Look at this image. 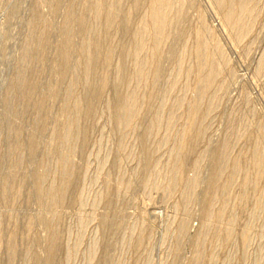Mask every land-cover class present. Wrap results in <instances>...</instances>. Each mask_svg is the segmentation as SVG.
Here are the masks:
<instances>
[{
	"label": "rangeland",
	"instance_id": "obj_1",
	"mask_svg": "<svg viewBox=\"0 0 264 264\" xmlns=\"http://www.w3.org/2000/svg\"><path fill=\"white\" fill-rule=\"evenodd\" d=\"M70 1L75 2L76 14H87L91 0H0V264H264V69L260 68L264 0L256 1L250 30L238 43H232L223 32L210 0H184L185 4L172 0L171 27L162 42L165 44L160 45L157 65L150 66V58L146 59L151 55L148 41L146 54L140 53L149 62L140 81L131 75L134 37L151 0H119V4L114 0L117 16L109 28L88 11L86 22L93 23L96 35L75 29L69 46L71 66L61 78L56 68ZM103 1L109 4L112 0ZM202 21L208 29L213 26L211 33L203 32L209 47L213 49L211 40L218 37L229 61L220 65L213 89L205 96H200L195 80V35ZM44 23L49 32L38 42ZM89 38L98 55L97 74L90 83L95 84L101 74L107 82L93 101L92 113L86 114L82 101L80 135L76 134L75 150L70 154L71 190H66L61 204H51L36 189L34 177L37 172L45 174L49 181H44V188L60 179L53 136L67 120L63 112L67 97L85 96L87 83L79 73V80H71L81 60L80 43ZM27 47L30 58L25 56ZM108 48L111 52L105 67ZM21 71L34 81L24 98L13 90ZM256 73H260L257 78ZM54 89L58 91L55 94L51 92ZM131 89L138 95V107L130 126L120 120L118 111L120 97ZM210 102L214 103L207 105ZM193 103L209 112L188 121ZM189 128H193L188 138L192 144H187L183 167L177 173L173 165L182 156L178 144L182 131ZM194 129L200 132L195 135ZM254 153L260 157L257 164L251 162ZM217 155L224 157L218 164L225 172L221 170L215 183L212 162ZM227 165L238 170L229 171ZM189 178L196 181L192 189ZM223 184L226 191L217 190L219 203H212V211L221 209L222 215L206 223L204 211L214 192L211 185L217 188ZM49 236L58 239L50 250Z\"/></svg>",
	"mask_w": 264,
	"mask_h": 264
},
{
	"label": "bare ground",
	"instance_id": "obj_2",
	"mask_svg": "<svg viewBox=\"0 0 264 264\" xmlns=\"http://www.w3.org/2000/svg\"><path fill=\"white\" fill-rule=\"evenodd\" d=\"M116 2H118L119 0H115ZM137 1V0H136ZM135 1V2H136ZM179 2H180V0H178ZM184 1V0H183ZM190 1V0H189ZM188 0H186V3L187 2H189ZM192 1V0H191ZM190 1V2H191ZM211 2H213V3H211V5L212 4H214L215 5V7H216V10H215V12H217V15H218V19L217 20H219L220 21V24H221V28L224 30L223 32H225L226 33V35H227V37L232 41V43L234 42H236V41H238L239 39H241V37L243 36V35H245L246 33H248V30H250L249 28H250V24L252 23V20H253V6L255 7V4H256V1L257 0H210ZM209 0H207V3L208 2H210ZM120 2V1H119ZM119 2H118V4H119ZM109 3V2H108ZM137 3V2H136ZM38 4H40V3H38ZM114 0H112L111 1V3H109V4H106L103 0H91L90 1V8H89V13H90V15L89 16H92L93 17V19L94 20H96V19H101L102 20V22H103V26L105 27V28H109L110 26H112L113 24H114V22H115V20H116V16H117V8L114 6ZM179 4V3H178ZM182 4V3H181ZM180 4V5H181ZM184 4H185V1H184ZM117 5V4H116ZM172 5H173V1L172 0H151V2H150V5H149V8H148V12H147V14L145 15L146 17L145 18H143L142 20L140 19V21L141 22H139V25L137 26V28H136V31H135V36H136V39H135V37H134V41H136L137 40V42L135 43V46H134V55H135V65H134V69H133V72H132V76H134V77H137L138 78V80L139 79H142V77H143V75H144V69H146V68H144V66L145 65H147L148 63H147V61H148V58H150V63H152V65H150V66H153V63L155 64L156 62H157V54H158V51H159V48H160V45L161 44H163L162 42H163V40L165 39V37L167 36V31H168V27H169V25H170V23H171V20H172V14H171V9H172ZM211 5H209L208 4V6H211ZM119 6V5H118ZM182 6V5H181ZM179 7V6H178ZM190 8V7H189ZM181 9V8H180ZM179 9V10H180ZM188 10V9H187ZM209 10V9H208ZM66 14H65V17H64V23H63V32H62V35H63V38H62V40H60V41H62L61 42V44H60V48H59V53H58V67L56 68L57 70H58V73H59V75H60V77L61 78H63L66 74H67V72H69V69H70V66H71V56H70V51H69V46H71V42H72V40H73V35H74V33H75V29H77L78 31H88L89 33L91 32L93 35L96 33V29H94L93 28V26H91L90 24L92 23H89V24H87V22H86V19H87V17H88V11H87V14L85 15H82V14H76V12H75V2L74 1H70L69 3H68V5H67V9H66ZM180 12H181V10H180ZM184 12V11H183ZM203 12H204V10H203ZM182 13V12H181ZM180 13V14H181ZM183 14V13H182ZM85 16H86V18H85ZM183 16V15H182ZM204 16H206L205 14H204ZM202 17V16H201ZM217 17V16H216ZM184 18V17H183ZM204 19H205V17H203ZM199 19V18H198ZM47 20V19H46ZM91 20V19H90ZM174 20V19H173ZM202 20V19H201ZM206 20V19H205ZM205 20H203V21H205ZM49 21V20H48ZM200 22L201 23V27H199L200 29H198L197 30V32H196V40H195V43H196V45H195V48H194V53H195V58L197 59V62H195V64H196V69L195 70H197V78H195V80H197L196 81V83L198 84V87H199V89H197L200 93V96H201V94L203 95V96H205L204 95V93H206V91H208V89L209 88H212V86H213V84H212V82H213V80L214 79H216V78H218L217 76H219L218 75V73H219V71H220V65L223 67L224 66V64L226 65V63H229V61L227 60V57H226V54L228 55V53H226L225 54V49L223 50L222 49V46L220 45V40H216L214 37V39H212L211 41H212V47H213V49H211L210 47H209V45L211 44L208 40H205V34L203 35V32L204 31H210V33L212 32L211 31V28H213V26H212V24H211V28H207L206 27V25H205V23L204 22ZM217 23H219V22H217ZM45 24V23H44ZM48 24V23H47ZM93 24V23H92ZM118 24V23H117ZM116 24V25H117ZM210 25V24H209ZM44 27H46V24H45V26H42V28H44ZM170 27H171V25H170ZM169 27V28H170ZM220 27V26H219ZM49 28V27H48ZM48 28H47V30L44 28V29H41V31H40V33L37 35V40H38V42H40L41 41V39L43 38V36H45V35H47L48 33H47V31H48ZM220 28V29H221ZM213 31H215L214 29H213ZM49 32V31H48ZM87 32V33H88ZM222 32V33H223ZM206 33V32H205ZM217 33H219V32H217ZM207 34H209V32L207 33ZM92 35V36H93ZM96 35V34H95ZM99 36V35H98ZM210 36V35H209ZM222 36V35H221ZM91 37V36H90ZM137 37H138V39H137ZM97 39V38H96ZM206 39H208V35L206 36ZM219 39H222V38H219ZM92 39L91 38H89L88 40H83L81 43H80V46H79V50H80V57H81V60H80V62H77V64H79V65H77L78 67H76L75 66V68L76 69H74L75 70V74H74V76L72 77V82L74 83V81H77V80H79V76H80V78H82V80H84L85 81V84L87 85L86 86V93H85V96L83 97V98H80V96L79 97H74V98H70V96H68L67 97V99H66V101H65V104H64V106H63V112L65 113V115H66V117H67V120H66V122L64 123V126L63 127H61V129H59V130H57L56 131V133H55V136H53L54 137V144H55V146H57V147H55V148H58L57 150L55 149V154H53V155H56V157H57V159H58V162H59V165H60V179L56 182V183H51V182H49V184H47L46 183V186H45V188L43 187V184H44V181H47V180H45V174L43 173V172H37L36 174H35V177H34V180H35V185H36V189L38 190V192H42V193H44L45 194V196L48 198V200H49V203H51V204H55V203H58V202H60V204H61V201L63 200V198L65 199V195L66 194H68V192L66 191V190H71V189H68V188H70V187H68V185H69V183L71 182V170L73 169V167L71 168L70 167V160H71V158H70V154H71V152L73 151V150H75V149H73L72 148V145H73V142H74V138H75V136H76V134L77 133H79L80 132V128H79V122H78V116H79V113H80V115H81V108H82V105H83V103H82V101H84V105H85V112H86V114H90V113H92L93 111H92V109H93V101L95 100V99H97V98H99V96H100V94H101V91H102V89L104 88V86L106 85V82H107V78H106V75L105 74H101L100 76H98V77H96L97 79H98V81L95 83V82H93V83H95V84H91L90 82L91 81H95L94 79L92 80L91 78L95 75V74H97L96 73V61H97V54H96V52L95 51H93L92 50V47H93V42L91 41ZM147 41H148V43L150 42V44H148L147 43ZM166 41V40H165ZM206 41H208V43L206 42ZM230 42V41H229ZM239 42V41H238ZM238 42H236V43H238ZM146 43H147V46L148 47H150L151 46V57L149 56V53H148V56H147V61H146V59L145 60H143L141 57H140V53H142L143 54V52L142 51H144L145 50V47H146ZM210 43V44H209ZM222 43H223V41H222ZM231 43V44H232ZM165 44V43H164ZM163 44V45H164ZM150 45V46H149ZM162 45V46H163ZM223 45H225V44H223ZM233 45V44H232ZM161 46V47H162ZM235 46V45H234ZM100 47V46H99ZM98 47V48H99ZM225 47H227L226 45H225ZM91 48V49H90ZM26 49V48H25ZM95 49V48H94ZM92 50V51H91ZM161 50V49H160ZM213 50V51H212ZM26 51V52H25ZM30 48H28L27 47V49L26 50H24V52H25V56H28L29 58L31 57V56H29L30 55ZM97 51V50H96ZM110 52H111V48H108L107 49V53H106V55H105V57L103 58L104 59V61H103V64H104V66L106 67L107 65H108V63H109V55H110ZM145 52V54H146V52H147V50L146 51H144ZM149 52V51H148ZM98 53V52H97ZM100 53V52H99ZM132 53V52H131ZM160 53V52H159ZM32 54V53H31ZM141 54V55H142ZM134 55L132 56L133 58H134ZM24 55H23V57H25ZM145 56V55H144ZM160 56H161V53H160ZM27 57V59H29ZM146 57V56H145ZM144 57V58H145ZM77 58V57H76ZM160 58V57H159ZM26 59V58H25ZM228 59H229V56H228ZM23 60H24V58H23ZM147 63V64H146ZM107 64V65H106ZM223 64V65H222ZM155 65H157V64H155ZM263 66H264V58H263V60L261 61V63H260V68H262L261 70H263L264 68H263ZM104 67V68H105ZM155 67V66H154ZM79 68V71H77V69ZM227 68V67H226ZM259 68V67H258ZM183 70V69H182ZM181 70V72L183 73V71ZM223 70V69H222ZM185 71H186V69H185ZM190 71V70H189ZM188 71V72H189ZM258 71H260V70H257V73H258ZM22 72V71H21ZM77 73H79L78 75H77ZM186 73H187V71H186ZM221 73V72H220ZM257 73L255 74V76H256V78H257V76L260 74H258L257 75ZM178 74V73H177ZM188 74V73H187ZM194 74V75H195ZM223 74V73H222ZM230 74V73H229ZM99 75V74H98ZM196 75H195V77H196ZM221 75V74H220ZM254 76V77H255ZM95 77V76H94ZM216 77V78H215ZM136 78V79H137ZM96 79V80H97ZM135 79V78H134ZM133 79V80H134ZM132 80V79H131ZM219 80V79H218ZM128 81H129V79H128ZM128 81H126V82H128ZM140 81V80H139ZM135 82V81H134ZM144 82V81H143ZM176 82V81H175ZM174 82V83H175ZM90 83V84H89ZM129 83H130V81H129ZM128 83V84H129ZM131 83H133V81L131 82ZM195 83V84H196ZM256 83V82H255ZM127 84V83H126ZM140 84V83H139ZM212 84V85H211ZM84 85V84H83ZM130 86H132L131 84H129ZM135 85V84H134ZM14 86H16L17 88L15 89V88H13V90H15V92H16V90H18V95L20 96V97H25L26 96V94L32 89V87H34V81H33V79L32 78H27V76L24 74L23 75V72L22 73H20L19 75H17V78H16V80H15V82H14ZM137 86V85H136ZM170 86H171V84H170ZM174 86V85H173ZM127 87V86H126ZM133 87V86H132ZM139 87V86H138ZM197 87V88H198ZM220 87V86H219ZM134 88V87H133ZM137 88V87H136ZM174 88V87H173ZM172 88V89H173ZM195 88V87H194ZM221 88V87H220ZM129 89V88H128ZM135 89V88H134ZM213 89V88H212ZM12 90V91H13ZM211 90V89H210ZM11 91V90H10ZM135 91H137L136 89H135ZM51 92H53V94H55L56 92H58L56 89H54V91H51ZM212 92V91H211ZM219 92V91H218ZM136 92H134L132 89H131V92L130 93H128L127 95H125V96H122V98L120 97V107H119V117H120V120H124V121H122L123 123L124 122H128L127 124L128 125H130L129 124V122H131L130 120H132V117L134 116V114L136 113L135 112V110H136V108L138 107H136V105H138L137 104V94H135ZM138 93V92H137ZM214 93V92H213ZM16 94V93H15ZM216 94V93H215ZM214 94V95H215ZM45 95V94H44ZM137 95V96H136ZM72 97H73V95H72ZM152 97V96H151ZM216 98V97H215ZM214 98V99H215ZM16 99H17V97H16ZM176 99V98H175ZM178 99V98H177ZM212 99V98H211ZM44 100V99H43ZM64 100V99H63ZM17 101V100H16ZM22 101V100H21ZM97 101V100H96ZM212 101V100H211ZM45 102V101H44ZM139 102V101H138ZM178 102V101H177ZM192 103V102H191ZM214 102H210L209 104H207V105H209V106H211V104H213ZM95 104V103H94ZM173 104V103H172ZM6 105V104H5ZM39 105V104H38ZM191 105V110H190V112H191V114H189V116H190V118H187L188 119V121L190 120H192L193 119V117L194 116H196V117H199V116H201V115H204V113L206 112V111H208V109L207 110H205V109H201V107L198 105V103H193V104H190ZM180 106V105H179ZM49 107V106H48ZM11 109V108H10ZM209 109H210V107H209ZM11 111H12V109H11ZM189 112V113H190ZM209 112V111H208ZM207 112V113H208ZM43 113V112H42ZM137 115V114H136ZM170 115V114H169ZM188 117V116H187ZM11 118V117H10ZM40 118V117H39ZM80 118V117H79ZM134 118V117H133ZM174 118V117H173ZM172 116H171V120H169L168 119V127H166V128H168L169 129V126H171V125H169V122H171L172 121ZM135 119H136V117H135ZM39 120V119H38ZM196 119H194V121H195ZM133 121V120H132ZM164 121V120H163ZM193 121V122H194ZM13 122V121H12ZM16 122H18V121H16ZM40 122V121H39ZM242 122V121H241ZM125 123V124H126ZM187 123V122H186ZM185 123V124H186ZM19 124V123H18ZM126 124V125H127ZM37 125H38V123H37ZM42 125H44V124H42ZM189 125V124H188ZM193 125H195V122L192 124V126ZM36 126V125H35ZM40 126H41V124H40ZM131 126V125H130ZM184 126V125H183ZM243 126H246V125H243ZM264 126V125H263ZM14 127V126H13ZM173 127V126H172ZM189 127H190V125H189ZM187 128H188V126H187ZM193 128H195V126H193ZM192 128V129H193ZM167 129V130H168ZM171 129V128H170ZM184 129V128H183ZM192 129L191 128H189V131L188 130H184V132L182 131V136H181V139L182 140H180V142H179V146H178V155H182L180 158H179V160L177 159L176 160V155H175V159L173 160L174 162H175V160H176V162H175V165H173V167H174V171H176L177 173L180 171V169L183 167V163H182V161L184 160V158H183V156H185V152H187V148H188V146L189 145H187V144H192L189 140H188V138H190V136H191V133L192 132H190V130L192 131ZM244 129V128H243ZM242 129V130H243ZM261 129V128H260ZM18 130V129H17ZM82 130V129H81ZM172 130V129H171ZM195 130H197V129H194V134L196 133V132H200V131H196L195 132ZM245 130V129H244ZM264 130V129H263ZM34 132V131H33ZM190 132V133H189ZM240 132V131H239ZM259 132H260V130H259ZM264 132V131H263ZM194 134H192V135H194ZM260 134H263L262 133V130H261V133ZM33 135H35V134H33ZM77 135H80V133L79 134H77ZM171 135V134H170ZM196 135V134H195ZM167 136V135H166ZM258 136V135H257ZM196 137H198V134H197V136ZM261 137L263 138V135H261ZM193 138H195V136L193 137ZM83 139H84V136H83ZM197 138H195V140H196ZM264 139V138H263ZM187 140L190 142H187ZM194 140V141H195ZM194 141H193V139H192V142L194 143ZM256 141H257V138H256ZM263 141V140H262ZM53 142V141H52ZM258 142H260V141H258ZM264 142V141H263ZM262 142V143H263ZM261 143V144H262ZM226 144V143H225ZM224 144V146H223V149L227 146V145H225ZM260 144V143H259ZM75 145V144H74ZM256 145H258V144H256ZM255 145V146H256ZM59 146V147H58ZM76 147V146H75ZM222 147V146H221ZM258 147V146H257ZM260 147V146H259ZM227 148H229V146L227 147ZM262 149H263V147H261ZM73 149V150H72ZM176 149V148H175ZM223 149H221V150H223ZM256 149V148H255ZM49 150V149H48ZM258 150H259V148H257L256 149V151L258 152ZM175 151V150H174ZM230 152V151H229ZM149 153V152H148ZM220 153H221V151H220ZM219 153V154H220ZM177 154V153H176ZM222 154L223 155H225V154H227L226 152H225V154H224V151H222ZM258 154H259V152H258ZM258 154L256 153V155H255V153H254V155L256 156V158L253 160H251V162L253 161V164H257L258 162H259V156H258ZM72 155V154H71ZM174 155V154H173ZM173 155H172V157H173ZM221 155V154H220ZM254 156V157H255ZM55 157V158H56ZM72 157V156H71ZM223 156H221L220 158H222ZM224 157H226V155L224 156ZM223 157V158H224ZM70 158V159H69ZM75 158V157H74ZM183 158V159H182ZM219 155H217L215 158H214V160H213V162H212V175H213V177L212 178H214V180H216V182L215 183H217V180H219V174H223L224 172H225V170H223V169H220V164H222L221 162H219ZM227 158V157H226ZM56 160V159H55ZM157 160V159H156ZM226 161H228L227 159H225ZM72 161H74V160H72ZM221 161V160H220ZM222 161H223V159H222ZM232 161V160H231ZM234 161H236L235 159H233V162ZM171 162V161H170ZM173 162V163H174ZM229 162V161H228ZM262 162V161H261ZM150 163V162H149ZM218 163H220V164H218ZM227 163V162H226ZM236 163H237V161H236ZM153 164V163H152ZM231 164H232V162H231ZM230 164V165H231ZM262 164V163H261ZM151 165V164H150ZM223 165H225L226 166V164H223ZM222 165V166H223ZM229 165V164H228ZM227 165V170H231L233 167H231V168H229V166ZM235 165V164H234ZM237 165V164H236ZM240 165V164H239ZM148 166H149V164H148ZM151 166H154V165H151ZM150 166V167H151ZM172 166V165H171ZM231 166H233V165H231ZM252 166V165H251ZM156 167V166H155ZM173 167H170L171 168V170L173 171ZM236 167V166H235ZM235 167L233 168V169H235ZM258 167V166H257ZM260 167V166H259ZM46 168V167H45ZM154 168V167H153ZM229 168V169H228ZM41 169V168H40ZM155 169V168H154ZM179 170V171H178ZM194 170V169H193ZM221 170H223V172H221ZM226 170V171H227ZM229 170V171H230ZM236 171L238 170L237 168L235 169ZM171 171V172H172ZM195 171V170H194ZM229 171H227L228 173H229ZM221 172V173H220ZM258 172H259V170H258ZM46 173V172H45ZM155 173V172H154ZM169 173H170V171H169ZM173 173V172H172ZM175 173V172H174ZM174 173H173V175H174ZM192 173H194V172H192ZM196 173V172H195ZM234 173V172H233ZM245 173V172H244ZM176 174V173H175ZM226 174V173H225ZM235 174V173H234ZM73 175V174H72ZM150 175L151 174H149V177H150ZM172 175V176H173ZM190 175H192V174H190ZM196 175V174H195ZM229 176H230V180H231V178H232V174H228ZM254 175V174H253ZM152 176H154V175H152ZM175 176V175H174ZM229 176H227V178L226 179H228L229 180ZM258 176V175H257ZM193 177V176H192ZM196 177V176H195ZM194 177V178H195ZM234 177V176H233ZM256 177V176H255ZM255 177H254V179H255ZM168 178V177H167ZM175 178V177H174ZM173 178V179H174ZM194 178H192L193 180H191V178H189L190 180V182H189V188L190 189H192L193 187H194V185H195V179ZM252 178V177H251ZM146 179H148V178H146ZM150 179H151V177H150ZM153 179H155V178H153ZM169 179V178H168ZM253 179V178H252ZM156 180V179H155ZM170 180V179H169ZM175 181H177L176 179H174ZM227 180V181H228ZM232 180H233V178H232ZM248 180H250L249 178H248ZM248 180L246 179L245 181L248 183ZM49 181V180H48ZM53 181V180H52ZM151 181V180H150ZM251 182L252 181H255V180H250ZM55 182V181H54ZM155 182V181H154ZM157 182V181H156ZM161 182V181H160ZM214 182V181H213ZM162 183H164V182H162ZM229 182H227V184H228ZM71 184V183H70ZM160 184V183H159ZM169 184V183H168ZM211 184H212V181H211ZM226 184V183H225ZM225 184H223V186L222 187H217V188H215L216 187V185H215V187H214V185L212 186L211 185V188L213 187V193H212V195H211V199H210V201L209 202H207V208L205 209V211H204V221L206 222L208 219H210L211 217H213V219H214V217H216V218H220V216L222 215V210L221 209H219L217 212H215V211H212V203H213V201H215V200H217L218 201V203H219V200L218 199H215L216 197V194L218 195V193H217V190H219L220 191V189L222 190V192H223V190H225L226 191V189H225V187H227V186H225ZM246 184V183H245ZM249 184V183H248ZM157 185V184H156ZM162 185V184H161ZM166 185V184H165ZM230 185V184H229ZM229 185H228V187H229ZM251 185V184H250ZM160 186V185H159ZM225 186V187H224ZM155 188V187H154ZM154 188H153V190H154ZM160 188V187H159ZM188 188V189H189ZM158 190V189H157ZM65 192H67L66 194H65ZM154 192V191H153ZM161 192H163V191H161ZM164 192H165V190H164ZM155 193V192H154ZM188 193H190V192H188ZM227 193V192H226ZM150 194H152V193H150ZM221 194V193H220ZM242 194V193H241ZM244 194V193H243ZM224 195V194H223ZM245 195V194H244ZM243 195V196H244ZM219 196V195H218ZM67 197V196H66ZM153 197V196H152ZM185 197V196H184ZM189 197V196H188ZM221 197H222V195H221ZM156 198V197H155ZM241 198H242V196H241ZM222 198H220V200H221ZM245 199V198H244ZM223 200V199H222ZM145 202V201H144ZM158 202V201H157ZM62 203H64V202H62ZM222 203V202H221ZM220 203V204H221ZM219 204V205H220ZM224 205H225V202L223 203ZM63 205V204H62ZM61 205V206H62ZM222 207V206H221ZM220 207V208H221ZM53 208V207H52ZM146 208V207H145ZM107 211V210H106ZM48 219V218H47ZM232 219V218H231ZM213 221V220H212ZM219 221H220V219H219ZM31 222V221H30ZM208 222V221H207ZM206 222V223H207ZM215 222V221H214ZM47 223V222H46ZM49 223V222H48ZM50 223H52V222H50ZM53 224V223H52ZM51 224V225H52ZM182 225H184V224H182ZM205 225V224H204ZM28 226V225H27ZM53 226H54V224H53ZM206 226V225H205ZM184 228H185V226H183ZM29 228V227H28ZM55 228V227H54ZM53 229V228H52ZM50 230V229H49ZM54 231V230H53ZM229 231V232H228ZM228 231H226V233L228 232V233H231L230 232V230H228ZM57 232V231H56ZM55 232V233H56ZM181 232V231H180ZM225 232V231H224ZM52 233H54V232H52ZM227 233V234H228ZM58 233H56L55 234V236L54 237H58V236H56ZM49 235H51V234H49ZM50 237V239H49V241H50V243H49V250L50 249H53L54 247H55V239H57V238H55L54 239V237ZM224 236H225V234H224ZM243 236H245L244 234H243ZM12 239V238H11ZM243 239L245 240V237H243ZM48 240V239H47ZM58 240V239H57ZM56 240V241H57ZM243 240V241H244ZM58 242V241H57ZM43 244V243H42ZM197 245V244H196ZM12 247V246H11ZM197 248V247H196ZM201 248V247H200ZM11 249V248H10ZM13 249V248H12ZM201 250V249H200ZM51 251H53V250H51ZM54 252V251H53ZM198 252V251H197ZM47 256H49V255H47ZM51 257H53V256H51ZM48 258H50V257H48ZM51 259V258H50ZM49 259V260H50ZM46 260V259H45ZM194 263V262H193ZM47 264H50V262L48 261L47 262Z\"/></svg>",
	"mask_w": 264,
	"mask_h": 264
}]
</instances>
